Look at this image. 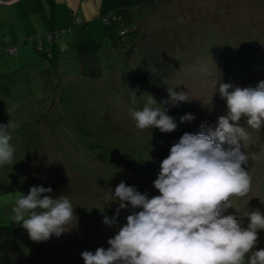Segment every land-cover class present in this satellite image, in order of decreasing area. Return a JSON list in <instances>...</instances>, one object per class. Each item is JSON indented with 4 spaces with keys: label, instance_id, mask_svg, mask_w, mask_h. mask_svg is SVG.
<instances>
[{
    "label": "rangeland",
    "instance_id": "1",
    "mask_svg": "<svg viewBox=\"0 0 264 264\" xmlns=\"http://www.w3.org/2000/svg\"><path fill=\"white\" fill-rule=\"evenodd\" d=\"M56 10L57 24L71 32L62 38L64 52L59 63L52 65V72H44L47 62L24 65V73L18 70L20 54L1 53L11 37L15 42L34 31L35 12L12 24L6 21V34L0 29V63L8 65L5 70L9 72L7 83H0V101L7 110L0 125H13L10 144L15 149L14 164L0 166V264H84L83 251L107 249L108 239L139 209H122L117 226H107L104 216H114L118 202L105 200V193H114L123 181L149 198L159 195L151 183L160 168L152 166L155 159L158 164L164 159L163 149L158 150L162 156L151 152L150 137L142 135L130 112L142 110L146 96L156 100L159 90L154 87L162 86L153 83L165 79L169 83L164 84L173 83L177 92H187L190 100L183 103L188 114L202 121L211 100L208 89L216 83H208L209 71L201 68L213 57L229 58L243 30L252 37L264 30V0H157L134 9L139 30L152 35L158 28L154 35L157 42L140 34V50L122 48L117 54L113 43L106 41L97 56L95 75L94 64L82 66L73 45L90 37L84 21L90 20L93 35L103 32L100 0H56ZM76 20L80 24H74ZM22 48L32 50L30 46ZM155 49L158 61L151 56ZM28 54L23 53L25 63ZM160 58L171 63V79L167 69L158 66ZM191 60L195 65L188 71ZM157 68L162 70L157 72ZM12 75L21 81L10 83ZM178 78L182 83L188 80L190 87L179 81L178 86L174 84ZM239 124L249 135L242 150L249 158L244 167L252 176V190L246 197H232L234 207L221 215H237L246 227L248 211L264 213V139L254 137L263 126L252 129L246 118ZM32 186L51 187L48 195L53 199L64 195L70 200L73 219L61 236L35 242L13 221L15 199L27 195ZM256 247L264 249V230L258 231Z\"/></svg>",
    "mask_w": 264,
    "mask_h": 264
},
{
    "label": "clouds",
    "instance_id": "2",
    "mask_svg": "<svg viewBox=\"0 0 264 264\" xmlns=\"http://www.w3.org/2000/svg\"><path fill=\"white\" fill-rule=\"evenodd\" d=\"M230 88V84L219 86L228 111L218 117L215 127L202 123L198 133L186 132L171 146L153 182L159 195L149 198L123 181L114 193H105V200L118 202L115 215L104 216L105 225L116 227L120 211L129 206L139 211L126 217L108 239L107 249L83 251L84 264H264V249L256 247L258 231L264 230V213L248 211L246 227L237 215H221L234 207L232 197H246L252 190V176L244 167L249 158L242 150L249 135L239 121L246 118L252 129L264 126V81L255 88ZM168 93L162 104L176 106L190 100L187 92L168 88ZM155 104L150 95L142 110L130 112L136 127H155L162 133L176 130L174 118L151 107ZM193 119L186 114L180 122ZM12 127L11 122L0 125V166L14 164ZM51 192V187L32 186L11 209L13 221L35 242L61 236L73 219L70 200L64 195L53 199Z\"/></svg>",
    "mask_w": 264,
    "mask_h": 264
},
{
    "label": "trees",
    "instance_id": "3",
    "mask_svg": "<svg viewBox=\"0 0 264 264\" xmlns=\"http://www.w3.org/2000/svg\"><path fill=\"white\" fill-rule=\"evenodd\" d=\"M25 1L26 0H24V2ZM155 1L157 0H100L99 17L105 25L103 32L97 36L93 35L92 27L89 23L90 20L84 21L83 24L86 28L85 32H87L90 37L83 41L75 42L73 45L77 50L78 60L80 61L81 65L84 66L85 62H92L94 64L95 71H97V56L100 52V49L104 47L106 41L113 43L114 47L117 49V54L121 52L122 48H131L132 51L136 52L140 50L138 49L142 42L140 34L154 38L152 39V42L153 40L157 42L158 37H155L154 35L158 33V28L154 29L152 35L149 34L150 32H147V30H139L137 24L138 18L134 13V9L137 6L143 4L146 5L147 3H153ZM24 2H15L12 5L2 4L0 6V29H2V33H8L4 28L6 21H8L9 24H12L14 21L26 18L27 14L29 15V13L32 12H35V14L39 15L40 19L44 23V28L34 32L28 31L25 36L23 35L15 42H13V37H11V42H9V44H4L1 53L2 55L17 54L16 57L20 54L19 61L21 64L18 67V70L24 71V65L45 64L48 62L47 64L49 67H47L44 72H52V65L56 66L57 63H59V58L62 54L61 52H64V46L61 44L62 38L71 32V30L65 26L62 27L57 24L56 0H34L31 11L27 10V6L24 4ZM178 16L180 18V15ZM74 24H80V22L76 20ZM21 27L24 28L23 22H21ZM259 30L261 31V34L257 37L250 36V33L245 34V31L243 30L235 42V47L231 49L229 58L213 57L209 62L206 63L205 67L201 68L204 71H209L208 73L210 78L207 80V82L209 83L212 81L213 83H216L214 87L208 89L210 94L209 98L211 100H208V103L206 104V110L204 111L205 115L204 119L202 120L204 123H207V126L215 127L218 117L225 115L228 111L226 100L223 99L219 93V86L221 84H230L231 88L229 91H233L237 87L242 89L255 88L259 82L264 81V30ZM152 45L156 48L153 43ZM22 46H30L32 50L26 49L27 51H21L23 49ZM154 52L156 53V49L153 51L151 56L154 60H156L158 57L153 55ZM23 53H29L25 60L26 63L23 59ZM138 54H140V52H138ZM160 59L162 60V65H160L161 62H158V66L162 67L163 69L166 68L168 71L167 78L171 79V75H173L170 74L172 69L171 63L167 59ZM192 61L193 60L190 61L191 63L188 62L190 63L187 65L188 71H190L189 69H192V66L195 65V63ZM168 66H170L171 69H169ZM6 68L7 67L5 64L0 63V83H7L9 72L8 70H5ZM158 70L162 69L157 68V72ZM96 73H98V71L95 72V75ZM101 73L102 72L100 71V77L103 76ZM197 74L199 75V71ZM202 77H205V74H203ZM180 79L178 78V80H174V84L177 85L179 81V83L184 84L186 87H190L191 84L188 83V80L182 83L183 81H180ZM20 81L21 80L16 78L15 75H12L10 79V83H19ZM164 83L169 82L164 79L163 81L160 80L156 83H153V86L160 85L162 87H154L157 88L159 92L155 93V96L157 97V104L152 105L151 107H158L165 110L167 115L174 118L178 126L176 130L170 133H162L158 128L155 127L146 128L143 129L142 135L144 134L150 137L152 145L151 152L154 151L155 155L158 156H162L163 154L165 159L170 153L171 146L178 142L184 133L187 132L195 134L200 131L202 121L198 118H195L194 120L181 123L180 118L189 112L183 102H179L176 106H173L170 103H161L169 99L168 88L177 92V89L173 83ZM147 98L149 97L146 96L145 99ZM145 104L146 103L142 104V109ZM5 112H7L6 105L3 101H0V119L3 117ZM256 136H259L260 139H264V126L261 129V133L259 132V134L254 135V137ZM161 148L163 149L162 154H160V151H158ZM249 151L253 152L252 149ZM250 154L251 153H249V155ZM152 168L154 170H159L160 168V163L158 164L156 159L154 160ZM151 185L154 186L153 183H151Z\"/></svg>",
    "mask_w": 264,
    "mask_h": 264
},
{
    "label": "crops",
    "instance_id": "4",
    "mask_svg": "<svg viewBox=\"0 0 264 264\" xmlns=\"http://www.w3.org/2000/svg\"><path fill=\"white\" fill-rule=\"evenodd\" d=\"M15 2H18V3H20V2H24V0H17V1H14V2H12V3H3V2H0V6L2 5V4H4V5H12L13 3H15ZM25 2H27V3H25ZM24 2V4L27 6V10L28 11H31V9H32V6H33V4H34V0H26ZM25 7V6H24ZM35 16H36V22L35 21H33V29H34V31H38V30H40V29H42V28H44V23H43V21L40 19V17H39V15H37V14H35ZM33 31V32H34ZM17 35V34H16ZM8 66V65H7ZM6 66V67H7Z\"/></svg>",
    "mask_w": 264,
    "mask_h": 264
},
{
    "label": "water",
    "instance_id": "5",
    "mask_svg": "<svg viewBox=\"0 0 264 264\" xmlns=\"http://www.w3.org/2000/svg\"><path fill=\"white\" fill-rule=\"evenodd\" d=\"M14 1H17V0H0V2H3V3H12Z\"/></svg>",
    "mask_w": 264,
    "mask_h": 264
}]
</instances>
